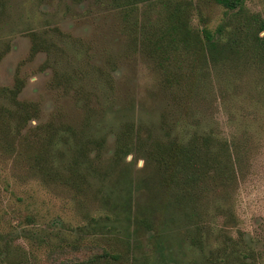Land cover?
Returning a JSON list of instances; mask_svg holds the SVG:
<instances>
[{"label":"rangeland","instance_id":"rangeland-1","mask_svg":"<svg viewBox=\"0 0 264 264\" xmlns=\"http://www.w3.org/2000/svg\"><path fill=\"white\" fill-rule=\"evenodd\" d=\"M194 1L199 4L191 15L196 28L207 25L215 30L229 20L222 6L210 0ZM245 5L264 19V0H246ZM7 13L0 29V86L17 91L8 109L14 110L19 102L35 109L19 127L14 126L17 114L13 115L14 138L25 144L26 152L33 151L46 134L45 126L51 124L52 130L62 133L69 127L75 132L85 128L101 142L85 149L86 166L91 162L97 167V173L89 169L91 185L87 189L91 193L85 195L59 180L44 181L23 156L11 153L6 138H0V264H49L51 258L58 257L52 251L75 242L97 243L123 254V260L106 257L96 264H132L137 256L145 259L149 252L145 228L134 233L135 224L124 223L131 230L130 248L126 242H108L87 231L92 228L90 217L107 214L108 208L93 196L104 187L101 179L123 180L125 164L130 168L126 175L140 188L134 193L133 213L138 204L147 207L150 201H159L154 197L160 195L153 180L155 170L141 154H130L118 165L113 163L112 154L118 131L126 123L134 122L142 138L162 135L166 131L162 129L163 114L168 109L171 113L165 121L176 119L175 133L189 134L197 118L201 130H212L241 147L242 174L226 201L235 220L226 235L217 238L214 232L210 234L208 248L215 249L230 236H241L240 241L264 253L262 65L213 66L207 87L190 115L186 109L172 111L171 99L161 86V71L147 52L133 45L129 26L135 18H142L141 11L126 21L122 10L112 8L109 1L9 0ZM58 140L55 167L62 173L67 170L72 148L87 138ZM218 201L223 198L216 194L210 205ZM211 214L212 226L224 225L226 217L217 215L215 208ZM124 228L120 227L121 234ZM181 244L175 246L178 261L161 264L203 263V251L187 242ZM153 260L150 264H158Z\"/></svg>","mask_w":264,"mask_h":264},{"label":"trees","instance_id":"trees-1","mask_svg":"<svg viewBox=\"0 0 264 264\" xmlns=\"http://www.w3.org/2000/svg\"><path fill=\"white\" fill-rule=\"evenodd\" d=\"M97 1H109L112 8L121 9L126 21H131L141 11L142 18L137 17L130 24L129 35L133 45L147 52L161 71V86L171 99L172 111L186 109L192 115V108L200 99L202 89L207 87L213 66L259 63L264 67V35H260L264 31V19L246 9V0H210L225 8L229 19L215 30L207 25L203 28L193 26L191 15L199 5L194 0ZM8 8L9 0H0V23L8 15ZM229 12H232L231 15ZM5 23L0 24V29ZM16 93L14 88L0 86V138H6V147L16 157L23 156L34 171L43 175L44 181L59 180L72 187L74 192L91 193L87 189V185H91L89 174L90 170L97 173V167L91 162L86 166L88 154L85 149L89 144L96 146L101 141L85 128L75 132L69 127L62 133L52 130L50 124L45 126L46 134H42L39 146L26 152L23 148L25 144L14 138L12 117L17 114L14 126L19 127L35 109L31 110L32 105L25 102L15 104L17 107L14 110L8 109L7 104L15 100ZM170 113L168 109L163 114L162 129L166 131L159 136L142 138L134 122L126 123L118 131L112 154L113 163L118 165L128 155L139 152L147 165L155 170L153 180L160 195L154 197L159 201H150L147 207L138 204V210L133 213L134 193L136 188L137 191L140 188L132 177L128 178L130 168L125 164L123 180L117 182L105 176L101 179L105 180L104 187L93 196L108 208L107 214L90 217L92 228L87 233L101 235L108 242H126L130 248L131 230L124 223L135 224L134 233L139 227L145 228L149 252L145 259L141 256L133 258L132 264H150L153 259L158 264L177 262L174 256L179 253L175 246L179 244L178 247H181L183 242L205 253L202 264H264V253L246 244L245 240L240 241L243 239L241 236L238 239L230 236L215 249L208 248L210 234L214 232L217 238L226 235L227 228L232 227L235 220L232 207L226 205V201L242 174L241 147L212 130H201L197 118L193 120L195 127L189 134L187 131L182 135L175 133L176 119L171 123L165 121ZM58 138H87L84 144L81 142L75 146L77 148H72L67 170L62 173L55 167ZM216 194L221 195L223 201L212 206L210 204ZM212 208L217 215L226 217L224 225H211ZM28 219L33 220L31 216ZM120 227L126 229L123 234ZM151 251L154 252L153 257ZM51 253L58 257L51 258L49 264H96L106 257L123 260L122 252H113L97 243L75 242Z\"/></svg>","mask_w":264,"mask_h":264}]
</instances>
